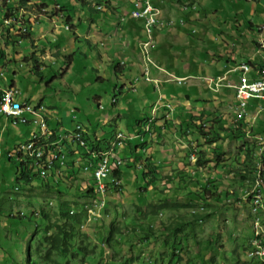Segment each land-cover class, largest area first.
Masks as SVG:
<instances>
[{
    "label": "rangeland",
    "instance_id": "obj_1",
    "mask_svg": "<svg viewBox=\"0 0 264 264\" xmlns=\"http://www.w3.org/2000/svg\"><path fill=\"white\" fill-rule=\"evenodd\" d=\"M62 1L65 0H58L60 4ZM86 1L89 5H83L81 0H66L69 3L68 13L73 19L72 24L76 27L77 35L83 34L81 29H86L90 20L100 22L109 20L110 23H114V25H109L110 27L121 25L116 14H107L90 8L92 4L104 6L107 0ZM192 1L196 8L192 11L191 17L195 19L187 22L191 25H185L183 30L187 33L194 28L196 32L191 37L176 30L160 33L162 30L164 32L171 30L170 27L157 30L155 36L156 34L163 35L164 38L166 37V41H169H160L164 47L162 58L176 59L180 62L191 59L192 62L198 64L200 75L204 76L206 75L205 70L220 69L221 65L226 64L229 57L234 56L238 60L237 62L250 58L258 50L253 41L263 39L264 42V7L258 0ZM45 2L52 4L53 0H45ZM112 8L111 6L107 12L112 11ZM2 10L0 3V20L3 16ZM195 12L196 14H194ZM250 21H253V28L249 25ZM54 24H56L55 30L58 33L56 37L59 38V34L72 37V32L64 27L67 24L65 17L60 15L55 16L53 24L40 18V22L33 25L35 31L32 35L36 36L42 27L47 25L50 27ZM258 26L262 28L261 36L257 30ZM38 27L39 29L36 30ZM229 31L234 35L233 38L225 35L224 32ZM12 40L14 42L10 44L6 56L7 63L0 56V66L9 71L10 74H5L9 79L16 80L14 85H16L19 94L26 98L31 105L35 106L42 102L45 113H49L47 114L49 129L57 127L61 123L60 134H65L68 131L67 124L74 120L83 126L89 137L94 138V132H96L101 144H104V141L110 139L113 131L122 129V123L127 122V119L143 116L144 113L148 117H152L156 112H159L162 104V108L169 109L166 114L178 111L172 108L181 105V98L184 96L187 86L197 87L199 94L194 91L192 95L200 101L198 107L207 110L211 117L219 113L220 116H217H222V120L225 122V116L233 113V102H235L231 98L233 90H222L221 93L211 92L206 88L205 80L200 77L198 79L188 77L183 85L169 82L166 79L168 83L145 82L143 78H140L141 71L135 70L131 62L124 59V66L120 73L122 76L116 77L117 71H114L110 66L108 81L99 84L95 81L102 76L103 68L100 69L99 75L92 69L94 67L93 60L82 59L78 56L69 67L72 73L70 76L64 70L62 64L67 61L61 60L62 56L57 60L52 57L48 62L45 61L47 67L44 68L45 65H42L41 73L40 70L37 72L36 67H33V60L23 63L24 57L31 55L30 46L33 42L27 38L19 39L16 36H13ZM43 41L45 39L41 38L39 44H43ZM185 41H187V45L183 43ZM126 42L127 38L125 37L123 43ZM180 44L186 48H182ZM79 46L81 44L72 40L67 53L75 51L77 55ZM98 47L103 51L102 46L98 45ZM234 47H236L234 53L228 52V50H234ZM166 50L167 52L164 54ZM16 52L18 57L14 56ZM155 53H159L158 47ZM120 59L115 58V61L118 62ZM214 59L216 60L213 62ZM217 59H220L221 64H218ZM99 64L97 62V66ZM174 68L176 67L172 66V69ZM167 69L170 68L167 66ZM180 69L181 66L175 70V75L184 74L187 70L184 66H182V72ZM12 71H15L16 74H12ZM235 74H230L229 79L236 81ZM142 83L148 84L149 89L141 98L140 89L144 88V86H140ZM160 87H165L169 93L176 94L178 97L175 99L169 96L159 97ZM189 90L191 93V88ZM95 94L100 95L101 98L99 108L94 106L93 111L81 109L82 112L76 110L82 103H85L82 107L87 108L86 104L93 102ZM227 95L231 97L224 99L223 97ZM113 97L116 98V102L112 104ZM156 100L157 102H155ZM193 105H195V100L187 106ZM121 107H125L127 110V114L123 117L118 114ZM131 107L132 109H130ZM73 108L75 113L71 112ZM131 111L134 112L132 115ZM256 111H249L247 117L243 115L246 128L238 138L229 136L219 141L220 151L223 153L221 157L222 170H215L214 164L209 163L202 168H197L198 174L194 178L198 180L188 179L185 176L186 179H182L181 183L176 177L173 179L169 177L161 182L154 180L148 183L143 179L141 169L124 161L120 167L122 173L120 184L118 187H113L110 193L111 197L108 196L110 200L106 211L107 217L93 225L82 223L78 228L86 236L85 244H88L89 250H92L86 264H105V261L107 264H252L253 261L246 257V248L253 235L246 203V192L253 185L254 179L241 181L237 173L231 170L238 169L236 164L240 163L247 148H252L254 152L262 150L264 153V142L261 141L260 136H253L251 132H248L249 126L252 124L264 128V111L259 112L255 117L256 120H253V114ZM180 114L182 115V113ZM172 116L174 114L167 118L168 115L162 113L160 117L165 122L169 133L176 129L171 126L175 121ZM227 119H230V116L226 117L227 124H229L230 120ZM258 121L260 123H257ZM24 128L23 124L8 122L4 135L5 146L10 147L13 140H17L21 134H24V130H22ZM212 133H215V130ZM260 135L264 138L263 133ZM181 136L182 134L177 132V135L169 140V143H173L175 138ZM195 136L199 137L197 134ZM190 138L192 144L186 137L183 138L188 141L186 145L183 144V141L181 142L182 147L176 145L175 153L182 154H178L180 156L178 158L183 159L182 168L178 166V163H175L177 164L176 169L165 168L168 165H173V162L171 164L156 162L157 166L164 169V172L165 170L170 171L172 175L182 172V174L190 173L193 176L195 174L193 171L196 170L194 160L187 157L186 151L192 150L195 145L193 140L196 138ZM166 142L168 143V140ZM161 143L163 142L161 141ZM184 147L187 148L182 149ZM240 147L243 148V152H239ZM196 148L199 150L200 146H196ZM201 149H205L210 156L213 154L212 145H202ZM70 157L71 155L68 156V158ZM195 157H197L196 153ZM138 160L140 161V159ZM13 165L14 162L11 165L5 155L1 157L0 264H19L26 256L28 242L32 239L38 241L42 237L41 232L35 236L31 235L34 223L28 222L27 217L18 219L17 216L20 215L21 210L25 212L26 216H29L32 210L44 211L51 220H54L57 218L59 210H76L78 204L85 199L78 190L81 179L77 176L73 179L67 177L59 184H55L51 180L53 186L50 187L42 186L39 178L36 177L30 185H26L27 188L15 189V168ZM110 178H112L111 173L106 181L108 182ZM204 184H210L211 190L215 184L217 186L215 191L219 190L218 192L221 191V194L228 191L232 194L228 197L212 195L208 200L196 197L193 194L194 191L197 192L198 188H201L200 185ZM153 186L156 187L152 189ZM262 188L264 203V183ZM201 196L205 195L201 194ZM163 198L168 199L167 206L155 210V205H152L151 202L155 204ZM91 201L90 199L88 203ZM198 206H204L205 210L197 215L190 214V210L198 209ZM261 211H264L263 204L259 211L260 217L262 216ZM10 214L13 217H9ZM40 216H32L33 221L39 223V226L41 225ZM197 216L202 217L203 221L198 222ZM107 238H109V244ZM5 252L8 255H5Z\"/></svg>",
    "mask_w": 264,
    "mask_h": 264
},
{
    "label": "clouds",
    "instance_id": "obj_2",
    "mask_svg": "<svg viewBox=\"0 0 264 264\" xmlns=\"http://www.w3.org/2000/svg\"><path fill=\"white\" fill-rule=\"evenodd\" d=\"M38 1H39V3H37ZM107 1H109V0H107ZM107 1L105 2L104 6L101 4H92V5H90V8L92 10L107 12V10L110 8V1H109V3H107ZM148 1H149V5L153 8V10L158 12L156 15L157 21L151 25V27L149 28V31L147 30L148 27L145 26L146 20L143 17H133L132 16L133 10H135V9L141 10L145 7L146 4H145L144 0H134L132 2V8L127 13H124L122 16L119 17L120 22H123L127 15L134 20H140L142 22L143 35L141 38H143V39L138 40V52H139V55L141 57L140 62L143 63L144 67L141 70L140 77H142L144 80L150 81L154 84L159 83V79L157 80V79H154L153 77L150 76V66H151V68H155L156 70L162 72L165 75L164 81L167 80V81L172 82V83L183 85V84H185V80L188 77H192V76H188V75L187 76H178V75H174L172 73H169L167 71H164V68L159 66L157 60L155 58H153V52L155 50L153 52H152V50L155 46V42H156L155 33L157 30L164 29L166 27H170L171 29L180 27V29L182 31H184L183 29H184L185 25H187L189 23H187V21H185V19H183L182 16H176V17L168 16V17H166L164 15L161 7H159L158 5H155L153 3V0H148ZM28 2H29V4H32V5H28ZM81 3L83 5H89L87 3V1H84V2L81 1ZM1 5L3 8V10H2L3 16H2V19L0 20V42L4 45L5 49H9L11 46L10 44L12 42H14L12 40L13 36L18 37L19 39L27 38V39L31 40L33 42L31 44V46H32L35 42L34 39H31L33 31H35V28H33V25L38 24L40 22V18L50 19L52 21L51 23L53 24L55 22V16H58V15L63 16V17H65V20L67 22V24H65V26H64L65 29H67V30L71 29L70 21H68V17L66 19V15L64 14V12H66L67 9L66 8L63 9L62 4H60L58 2V0H53L52 4L50 3L51 6L48 4V2H45V0H27V1L24 0L22 2H20V0H1ZM103 7H105L106 9H104ZM178 7L180 10L184 9V10L188 11V13H192V11L196 8V5L193 4L192 0H184L183 2H181L180 5H178ZM66 13H68V12H66ZM194 14H196V12ZM10 15L18 16V18L21 19L25 23L26 31H24V32H13L12 30H10L9 26H7L4 23V19L9 17ZM191 19H192V17H191ZM39 27L36 30H38ZM53 27L56 28V24H54ZM194 32H196V30L194 28H192L191 29L192 36H193ZM148 35H150L151 40H150V44L148 46V53L146 55L142 51V44L145 42ZM41 38H44V37L41 36ZM45 41H46V39H45ZM256 45L260 46V44L257 41H256ZM31 46H30V48H31ZM155 49H156V47H155ZM258 49L260 50L261 48L258 47ZM240 62H247L251 66V63L249 61L242 60ZM6 63H7V61H6ZM23 63H26V62L23 60ZM238 64H236L233 68H235ZM19 65L21 66V64H19ZM42 65L43 64L38 65L35 62L33 63V67H36V69L38 70L37 72H39V70H40L41 73H42V69H41ZM119 65H120V67L124 66V60H121ZM261 66L257 69V72L261 68ZM46 67L47 66L45 65L44 68H46ZM233 68H231L227 72H224L221 75L203 76V77H200V79L205 80V86L211 92L213 91V92L219 93L221 88H223V87L231 88L233 90V98H234V89L232 87L226 86L227 83L231 84V82L227 81V74L229 72H239V71H232ZM252 70H253V67L251 66V71ZM251 71L248 73V76L250 78H254V77L250 76ZM8 72H9L8 70H6V69H4V67L0 66V90L9 89V88L16 90L15 99L19 100L20 103L23 105L26 103V104L30 105L33 109L38 110L37 111L38 115H33V114L28 113V112H23L20 116H15V115L6 114L5 112L0 111V160H1V157L3 155H5L6 160L8 162H10L11 165H12V162L28 161L29 162L28 167H30V170L32 169L33 173L36 172V175L38 176L41 185H43V182H46V181L47 182L49 181L51 184V180L53 181V183H57L58 180L63 181V180L59 179V176L60 175L63 176L64 172L67 170H69V172H70V170L75 169L76 170L75 174H74L75 177L77 176L79 178H84L88 182L91 181V183H89L88 187H90V192L92 191V193L89 196H83L85 199L83 201H81L82 208L80 206V208H81L80 211H78L77 209L76 210L71 209V210H69V213L71 215H73L77 212L82 213V218H81L80 223L78 224V228H80L82 223L93 225L96 222L102 221L103 219H105V217H107L106 211H107L109 200H110V198L108 199V196H110L112 188L118 187V185L120 184V177L122 174L121 170H120L121 165L123 164L124 161L129 162L130 164L139 163V162L131 161L128 158V156L125 154L126 152H124L123 150L125 149L126 146H128V148H129V142L130 143L134 142V141H132V139L139 141L138 144H141L142 142H144V137H145L144 133L148 132L150 130V123L146 122L145 125L143 126V128H141L142 131L140 133L137 132L135 134L126 133L125 129L123 127L124 124H122V129H118V130L113 131L112 135L110 136V139H107L106 141H104V144H101L100 139L98 138L96 132H94V138L89 137L87 135L85 129L83 128V126L74 120H71V128H69L65 134H60L59 131L61 130V123L58 124L57 127H54V128L49 129L47 127L48 126L47 125V122H48L47 114H49V113L48 112H47V114L45 113V107H43L42 102H39L35 106L31 105V103L27 99L20 98V94L16 88V85H13L12 83H6V85H4L5 82H7V80H8V76L5 73H8ZM240 73L241 72H239L237 75V80H238V76ZM222 76H224V80L222 81V83H223L222 86H220L216 90L210 89L208 87L207 80L205 79L206 77H212V78L216 79L217 77H222ZM178 78H182V80L180 82H178L177 81ZM192 78H194V76ZM197 78H199V77H197ZM237 80H236V82H237ZM236 82H233V83H236ZM130 85H132V83H130ZM0 93H1V91H0ZM234 100H235V98H234ZM252 100H254V99H252ZM114 101H115V97L112 98V104L114 103ZM258 102L259 101L256 100L255 105ZM234 103L235 102H233V104ZM255 105L250 106V101H249V110L253 111V108L255 107ZM40 107H41V109H39ZM72 111H74V110H72ZM72 113H75V112H72ZM40 117H42L44 120V128L39 127ZM152 117H150V118L152 119ZM2 118H4L3 121H2ZM72 118H74V117L72 116ZM22 119H24V121H22ZM34 120H37V123H35ZM254 120H256V119H254ZM8 122H11L12 124H23L25 126V128L26 127L29 128V131H24V134H21L17 140H13L14 142L12 141L10 147H6L5 142H4V135L6 133L5 127H6ZM257 123H260V122L258 121ZM77 125L80 127V129H75V127ZM252 125H250V126H252ZM24 129H22V130H24ZM75 130L80 131L81 139L84 141V146L80 148V150H81L80 154H79V150L77 149V144L79 142L74 141V140L71 141L72 134L75 132ZM119 132H122V134L124 136L123 145L119 148H112V150L109 151L111 149L112 142L115 141V136ZM257 136L262 137L261 135H257ZM262 140L261 141L264 142L263 137H262ZM28 144H31L33 149H43L46 147L53 148L55 145H56L55 146L56 148H58V147L67 148L68 152L66 153L64 164L60 165L59 163H55L53 165V168L50 169L51 174L44 177L40 172L41 157L37 156L36 154H30L29 151L24 150V147H26ZM134 144H136V143H134ZM185 148H187V147H184L182 149H185ZM98 151H103V152L107 151L110 153V156H111V165H110L109 173H108L107 177L103 179L104 183L106 184V188H107L105 205L101 211V217H97V218H94V219L87 221L84 206L86 203L89 202V200L92 197L95 196L94 178H93V176L90 175L89 172H86V173L83 172L81 170V168H82L83 164H85L87 162L84 159V156H86V157L88 156L87 158L92 160L91 154L93 152H98ZM261 151L262 150H260L259 152L261 153ZM186 153H187V157H190V155H191L190 153L194 154L193 160L195 162V160H196L195 153L193 151H190V152L186 151ZM69 155H71L70 158H68ZM71 158L74 159V165L72 166V168H69L67 162ZM257 164H258V162H257ZM260 165H261V163H260ZM261 168H262V166H261ZM117 170L120 171L119 174H117L115 172ZM256 172H257V166H256ZM110 173L112 175V178H110L109 181L107 182L106 180H107ZM262 173H263V168L261 170L262 182L260 184V190H261V194H262V203H263L262 185L264 183V179H263ZM68 174H70V173L65 174V176H68ZM255 178H256V173H255ZM255 178H254V182H255ZM63 179H65V178H63ZM90 184H92V185H90ZM252 186H251V188H252ZM14 188L17 189L16 186H14ZM250 189H248V190H250ZM246 197H247L246 203H247L248 209H249L248 215L250 216L249 219L251 221L252 230H253V235L249 239L248 247L246 248V257L253 261L252 264H262V262L264 261L263 258H259L258 256H255V255H250V252H252V250H253L252 240L254 237V229H253V215L251 213V203H250L251 195H246ZM166 200H168V199H166ZM49 204H51V202H49ZM263 205H264V203H263ZM201 207H202V209H200ZM204 210H205L204 206H198V209L190 210V214L197 215V214H199V212H202ZM263 212L264 211H261V215H262L261 221H262V225L264 227V216H263L264 213ZM19 214L20 215L17 216L18 219H20L19 216L22 217L21 219H23L24 217H27V221H28V217H29L32 220V223L35 224L36 222L33 221L32 216H37V217L40 216V211L36 212V211L32 210V211H30L29 216H26V215H24L25 212H23L21 210L19 212ZM9 217H13V215L10 214ZM197 218H198L197 219L198 222L203 221L202 217L197 216ZM33 229H34V227H33ZM5 255H8V254L5 252ZM105 264H107L106 261H105Z\"/></svg>",
    "mask_w": 264,
    "mask_h": 264
},
{
    "label": "crops",
    "instance_id": "obj_3",
    "mask_svg": "<svg viewBox=\"0 0 264 264\" xmlns=\"http://www.w3.org/2000/svg\"><path fill=\"white\" fill-rule=\"evenodd\" d=\"M81 1H86V0H81ZM110 1V7L112 6V11L110 12H104V13H110V14H116L118 17L122 16L124 13H127L131 8H132V2L134 0H109ZM184 0H153V3L155 5H158L159 7H161L164 15L166 17L168 16H182L181 11L178 7V5L181 4V2H183ZM201 1V0H200ZM204 1V0H202ZM248 1H255V0H248ZM258 2L260 4H262V6L264 7V0H258ZM1 3V0H0ZM50 5V3H48ZM62 6L63 9L66 8L68 12L69 10V3L66 1H62ZM28 5H32L29 4ZM51 6V5H50ZM50 8V7H49ZM199 8V7H198ZM201 10V9H200ZM64 12V14L66 15V19L68 17V21H70L71 24V29L70 31L72 32V37H67L65 35H61L59 34V38L56 37L58 35V33L56 32V28H54L52 25L50 27H48V25L46 27H42L41 31H39V34L36 36L31 37V39H34L35 42L34 44L31 46V55L29 54L27 57L25 56L23 60H25L26 63L31 62V60H33L36 64L40 65H46L45 61L48 62L50 60V58L55 57L56 60L62 56L63 58L61 60H66L67 62L62 64L63 67L65 68V72L69 74V76L72 74L69 70V67L72 65V63L75 61V58H77V56L79 58L82 59H91L94 62V67L92 68L95 72H98L100 75V69L103 68L102 76L98 77V79L95 81L96 83L102 84L104 82L108 81V73H109V69L111 65H118L117 66V75L118 78L120 76H122L121 70L123 69V66L120 67L118 62H115V58H121L119 61L121 60H128L129 62H131V64L135 67V70H137L138 72L142 70V68L144 67L143 63L140 62V55L138 52V40L139 38L142 37L143 32H142V22L140 20H134L132 18H130L128 15L126 16L125 20L123 22H121L120 26H114V27H110L109 25H114V23H110L109 20H107L106 22H100V21H95V20H90L88 22L87 28L86 29H81L83 30V34L77 35V30L75 25L72 24V18L71 16H69L68 13ZM191 15L192 13H189V18L191 20ZM103 18V17H102ZM47 21L52 22L50 19H45ZM225 24H227L225 22ZM250 24L252 25L251 28L254 27L253 21H250ZM189 25H191V23H189ZM172 30H176L177 32H183L180 27H177L175 29H171V30H166V32H164L163 30L160 31V33H167L169 31ZM257 30L259 31V35L261 36L262 34V28H259V26L257 27ZM185 33V32H184ZM225 35H228L230 37L233 38V34L229 31V32H224ZM188 34V33H187ZM41 36H43L46 41H43V44H39L40 40H41ZM125 37L127 38V42L124 44L123 43V39H125ZM157 38L156 42H155V46L152 50V52L155 50H157V47L159 48V53L156 54L155 51L153 52V58H155L158 62V65L161 66L162 68H164V71H167L169 73H172L175 75V70L178 69L179 66H181L180 72H182V66L186 67V71L184 72V74H179L178 76H194V78L198 79L197 77H203L200 75L199 71V67L198 64L196 62H192L191 59H186V61L180 62L179 60L176 61V59H166L165 57L162 58V54H163V43H161L160 41H164V42H169L166 41V37L164 38L163 35H157L155 36ZM129 38V39H128ZM262 38V37H260ZM264 38V37H263ZM72 40L74 42H78V44H81V46H79V48L77 49V55L76 52H68V46L72 43ZM218 40V39H217ZM235 40V39H233ZM256 42V41H255ZM260 46L256 45L257 47H260L261 49L256 50V52L254 53L253 56H251L248 59H245L244 61H249L251 63V66L253 67V70L250 73L251 77H257V69L264 63V42L263 39H259V41H257ZM83 43H85V45H83ZM184 44L187 45V41L183 42ZM83 45V46H82ZM98 45L102 46L104 49L103 51L100 50V48L98 47ZM182 46V48H186L184 47L182 44H180ZM156 47V49H155ZM235 49L230 51L228 50V52H230L231 54L234 53V51L236 50V47H234ZM0 50L3 52V54L0 56L2 58H4L5 62L7 61L6 56L8 55V49H5L4 45L0 42ZM91 54H90V52ZM167 52L164 51V54ZM88 53V54H87ZM94 54V55H93ZM16 57H18V53L16 52L15 55ZM232 56V55H231ZM93 57H95V59H93ZM161 59H164L166 61H162ZM160 60V62H159ZM216 59L213 60V62ZM218 60V64H221L219 62L220 59ZM172 61V62H171ZM226 64L221 65L220 69H214L212 71H206L205 73L206 75L204 76H209V75H221L224 72L229 71L231 68H233L236 64H238L239 62H237L238 60H236V58L234 56L229 57L226 60ZM97 62H99L100 64L97 66ZM138 62V63H137ZM167 64H165V63ZM172 69V66L176 67L177 69H172V71H170V69ZM192 66V67H191ZM199 69V70H198ZM211 70V68H210ZM136 71V72H137ZM222 71V72H220ZM204 72V71H203ZM82 74V71L80 72ZM235 74L236 72H229L227 74V81L228 82H236V81H232V79H229L230 74ZM8 74H10L8 72ZM12 74H16L15 71H12ZM236 75V80H237V75ZM150 76L153 77L154 79H159V83L160 82H165L168 83L167 81H164L165 75L156 70L155 68H151L150 66ZM142 78V77H140ZM3 81V80H2ZM145 82H150V81H146ZM4 82V81H3ZM6 83H12L13 85L16 84V80H12L9 79L7 82H5L4 85H6ZM152 83V82H151ZM3 85V86H4ZM140 86H144V88L140 89L141 92V98L143 97V94L149 89L148 84H141ZM189 88H191V93ZM227 89H231V88H226L223 87L221 88L220 92L222 90H227ZM160 94L159 97H172V98H177L178 95L176 94H172L169 93V91L167 89H165V87H160ZM164 90V92H163ZM196 91L197 94H199V90L197 89L196 86H191L188 87L186 91L184 92V96L181 98V105L177 106L176 108L173 107L172 109L178 110L176 112H171L169 114H166V112L169 111V109L163 107L162 105L159 109V112H156L153 116L155 117V122L152 123L150 125V131L145 133V137H144V141H146V151H148L150 153V156L152 157V159L157 162V163H172L173 165H168L167 169H176V165L175 163H178L179 167L181 166L182 168V162L183 159L178 158L180 157L179 155H182L181 153L177 152L178 154H176L175 152L176 150V145H178L179 147L183 146V144H187L188 141H186V139L184 140L183 137L181 136L180 138L178 137L177 139L175 138L173 140V143H169V140L173 139L175 135H177V132H179V130H177L178 128H180L182 130V128L184 127V125L182 124V121H184V119H186L189 115H191L192 113H199L200 111L204 110V108H199L198 107V102H200L199 100L196 99V97L194 95H192V93ZM122 93V92H121ZM89 96V95H88ZM223 97V96H222ZM231 97L230 95H227L226 97H223L224 99H227ZM20 98L22 99H26L24 97H22L20 95ZM233 98V94L232 97ZM157 99V98H156ZM200 99V98H199ZM234 99V98H233ZM193 100H195V105L193 106H187L189 105V103H192ZM101 101L100 95H94L93 97V102H89L86 104V107H82L83 104L79 105V107L76 108L77 111H81V109L84 110H89V111H93L92 108L97 107L99 108V103ZM116 102V98L114 103ZM157 102V100L155 101ZM256 100H250V106L255 105ZM93 107H92V106ZM185 105V106H184ZM82 107V108H81ZM132 109V107L130 108ZM74 110V108L72 109ZM73 112V111H71ZM82 112V111H81ZM127 110L125 107H121L120 108V112L118 114H120L122 117L124 115H126ZM134 112L131 111L130 114L132 115ZM163 115H168L167 118L170 117L171 114H174V119L175 121L173 122L172 128L175 129L172 133H169V131L167 130L166 126L163 124L162 122L159 120H162L160 117ZM182 113V115L180 114ZM217 113V112H216ZM119 115V116H120ZM143 115H147L146 113H144ZM217 115H220L219 113H217ZM230 116L226 115L225 117ZM158 119V120H156ZM4 120V118H2V121ZM229 120V119H227ZM124 129L125 132L128 134H135V132H137L138 129L140 128V123H138V125H136V122L134 121V119H127V122L125 121L124 123ZM143 126V125H142ZM141 126V127H142ZM67 128H71V123L67 124ZM118 130V129H116ZM24 131H29V128H25ZM180 133V132H179ZM191 136H188V138H190ZM166 139L168 140V143L166 142ZM132 141H134L133 145H139L137 140L132 139ZM161 141L163 143H161ZM183 141V144H181V142ZM14 142V141H13ZM136 143V144H134ZM161 143V144H159ZM180 143V144H179ZM139 149H137L138 152ZM144 150V149H143ZM124 152H128L129 148L128 146L125 147V149L123 150ZM136 151V150H135ZM135 152V155L139 154L141 155L142 150L140 152ZM156 156V158H155ZM157 170L159 171V177L162 176H168V175H172L170 171L161 169L160 167L157 168ZM177 173V172H176ZM175 173V174H176ZM156 186H153V188H155ZM166 198H163L162 200H165ZM161 200V201H162ZM137 203V202H136ZM152 205H154V203L151 202ZM151 205V206H152ZM215 208V207H214ZM238 220V219H237ZM240 222V221H239Z\"/></svg>",
    "mask_w": 264,
    "mask_h": 264
},
{
    "label": "trees",
    "instance_id": "obj_4",
    "mask_svg": "<svg viewBox=\"0 0 264 264\" xmlns=\"http://www.w3.org/2000/svg\"><path fill=\"white\" fill-rule=\"evenodd\" d=\"M22 1L24 0H20V2ZM107 3H109V1H107ZM180 11L182 14V18L185 19V21L189 22L190 18L188 17L189 16L188 11L184 9H181ZM192 19H195V18L192 17ZM249 25L252 26L250 22H249ZM187 33L186 34L188 36H192L191 30L188 31ZM253 42L256 43L255 41ZM0 54L1 55L3 54L1 50H0ZM118 63H120V61H118ZM117 66L118 65H111V68H113L114 71H117ZM115 75L116 77H118L117 72ZM160 83H165V82H160ZM219 116L214 115V117H211V115L209 114L207 110H202L199 113H192L186 119H184V121H182V124L184 125V127L182 128V130H179L180 134H182L183 137L191 136L192 138L193 137L196 138L195 140H198V141L193 140L195 142V145L192 147V150L191 149L189 150L197 154L196 160L194 162V167L196 168L194 172L196 174H194L193 176L190 173L182 174V172H177L174 175L159 177V171L157 170V167H158L157 163L152 159V157L150 156V153L146 151L147 149L146 141L142 142L139 145H132L129 142V151L125 154L128 156V158L131 161L139 162V163H132V165L142 170V177L144 180L148 181V183L154 180H159V182H161L164 179L167 180L169 177H171V179L176 177L178 180H180V183L182 182V179H186V178L195 179L194 177L198 174L197 168H202L203 166L209 163H213L215 166V170L219 171L223 168L221 165V162H222L221 157L223 153H221L220 151L219 141L229 136L238 138L240 134L245 132V128H246L244 118L236 120L234 112L230 114L229 124H227L226 117H225V122H224L222 120L223 117L222 116L219 117ZM154 119H155L154 116L151 119L147 115H143V116L135 117L134 121L136 122V125L140 123L144 126L146 122H149L150 125L154 123L155 122ZM159 121L162 122V125L163 124L165 125L164 121L162 120H159ZM142 125H140V128H143ZM213 130H215V133H212ZM141 131L142 129L137 130V132L139 133ZM248 132H251V135L253 136L255 135L257 136V135H260V133L264 134V128L252 125V126H249ZM195 134H197L199 137L195 136ZM188 140L190 144H192L191 138H189ZM205 144L213 146V154L211 156L206 152L205 149H201V146ZM196 146H200L199 150H197ZM187 147L189 148V145ZM137 149H139L138 152L142 150L141 155L139 154L135 155V152H137ZM239 152H243L242 147H240ZM87 157L84 156V159L88 162L90 159ZM138 159H140V161H138ZM259 162L261 163V165ZM67 163H68L69 168H72V166L74 165V159L71 158L70 160H68ZM28 164H29L28 161L14 162V165H13V167L15 168L14 181L16 182L17 189L27 188L28 186L26 185L28 184L30 185L33 179L38 177L36 175V172L33 173L32 169L30 170V167H28L29 166ZM258 165L260 166L259 176L261 175V170L263 168L262 176L264 179V153L263 151L262 153L256 152V151L254 152L252 148H247V150L244 151V156L240 160V163L238 165L236 164V167H238V169L236 171L235 170H231V171H233L234 173H237L241 181L253 180L255 178V173L258 172ZM256 166H257V172H256ZM75 171H76L75 169L70 170V172L69 170H67L64 172L63 176L62 175L59 176V179L63 180V178H65L64 180H66L67 177L73 179L75 178L74 176ZM115 172L119 174L120 171L117 170ZM67 173H70V174H68V176H65V174ZM80 179L82 181L79 183L78 190H80L83 196H89L92 193V191L90 192V187H88L91 181L88 182L84 178H80ZM195 180H198V179H195ZM60 182L61 181L59 180L57 181L58 184ZM42 186L50 187L51 184L49 181L48 182L46 181V182H43ZM209 186L210 184L200 185L201 188L200 189L198 188V191L197 192L194 191L193 194L196 197L198 198L200 197L204 200H208L209 196H212V195L218 196V197H228L232 194V192H228V191H226L223 194H221V191L220 192L215 191L217 189V186L215 184L213 185L212 190L209 188ZM169 188H170V185H169ZM59 191L61 192V190ZM201 194H204L205 196L202 197ZM167 203L168 201L166 199L162 201L159 200L158 203L154 204L155 210L156 208L158 209V208H163L165 205L167 206ZM80 206H81V202L78 204V208H77L78 211H80L82 208V206L81 208ZM173 206L176 207L177 205H173ZM69 210L70 209L59 210L58 216L54 220H51L49 215L46 212L44 211L40 212L41 213L40 214L41 215L40 216L41 225L39 226V223H35L34 230L31 233V235L35 236L37 233L41 232L42 237L38 241H33L32 239V241L28 242L27 244L28 247L26 248V256L22 260V262L20 261L21 263L23 264H86L88 255L92 253V250H89L88 244H85L84 242L86 239V236L82 232H80L78 229V224L81 221L82 213L77 212L71 215L69 213ZM152 213L157 214L155 212H152ZM19 218L21 219L22 217L19 216ZM28 221L31 222L32 220L28 217ZM107 243L109 244V238H107ZM20 262L19 264H21Z\"/></svg>",
    "mask_w": 264,
    "mask_h": 264
},
{
    "label": "built area",
    "instance_id": "obj_5",
    "mask_svg": "<svg viewBox=\"0 0 264 264\" xmlns=\"http://www.w3.org/2000/svg\"><path fill=\"white\" fill-rule=\"evenodd\" d=\"M145 7L141 10L135 9L132 11L133 17H143L146 20V24H153L156 20L157 11L153 10V8L149 5L148 0H144ZM11 17V15H10ZM23 22V21H21ZM150 35L146 38L145 42L142 44V51L148 52V46L150 44ZM232 71H239L241 72L238 76V80L236 83H227L226 86L232 87L234 89V98L235 100L242 101V109H235L233 108V112L235 114L236 120H239V115H249V101L254 99L259 101L253 111L257 110L256 113L253 114V120L256 119V115L264 111V63L261 68L258 70L257 77L250 78L248 73L251 71V66L248 64V69H239V64L232 69ZM207 85L210 89L216 90L220 86L223 85L222 81L224 80V76L217 77L216 79L212 77H206ZM182 78H178L177 81L180 82ZM0 96H6V104L3 109L0 111L5 112L6 114H12L15 116H20L23 112H28L32 114V107L28 104H21L19 100L15 99L16 90L14 89H3L0 90ZM41 109V108H40ZM24 121V119H22ZM37 123V120H34ZM39 127L44 128V120L40 117L39 120ZM117 135L124 137L122 132L117 133ZM121 147L120 144L118 148ZM24 150H33L32 146L29 145L24 147ZM63 151L61 150H53V151H46L45 148L41 149L40 151H36L41 157V164H40V172L42 175H50V172H43V164H49V159L55 153ZM111 161L107 164H100L98 162V158L95 159L94 163H85L83 164L81 170L83 172H89L91 176L94 178V192L95 198L97 199V206L91 210H87V213H92V219L100 217V211L103 209L105 205V198H106V184L104 183L103 179L107 177L109 170H110ZM261 184V180H260ZM260 189V187L258 188ZM256 204V203H254ZM258 222L253 223L254 234H259L258 232ZM250 255L258 256L259 258L264 259V248H263V240L259 236V243L256 246H253L252 252Z\"/></svg>",
    "mask_w": 264,
    "mask_h": 264
},
{
    "label": "bare ground",
    "instance_id": "obj_6",
    "mask_svg": "<svg viewBox=\"0 0 264 264\" xmlns=\"http://www.w3.org/2000/svg\"><path fill=\"white\" fill-rule=\"evenodd\" d=\"M21 21L22 20L19 19L18 16H16V15H11V17L9 16V17L4 19V23L7 26H9L10 30H12L13 32H24V31H26V25L24 22H21ZM145 26L148 27L147 30L149 31L151 24H145ZM16 27L18 28L17 30L15 29ZM147 53L148 52H145L146 55H147ZM239 69H248V63L247 62H240L239 63ZM5 104H6V96H0V109H3ZM233 108L242 109V101L235 100V103L233 104ZM37 111L38 110H35L32 108V114L33 115H38ZM245 116L239 115V119H242ZM75 129H80V127L77 125L75 127ZM123 138L124 137H121V139H120V136L116 135L115 141L112 142L111 149L109 151H111L112 148H118L119 144H120V146H122L124 143ZM259 138L262 140V137H259ZM73 140L79 142L77 144V149L79 150V154H80V152H81L80 148L84 146V141L81 139V133L79 130L78 131L75 130V132L72 134L71 141H73ZM29 145H31V144H28L27 146H29ZM55 146L53 148L46 147L45 150L46 151H53V150L63 149V151H59V152L55 153L54 155H52V157L49 159V164H43V172H51L50 169L53 168V165L55 163H59L60 165L64 164V160L66 157V153L68 152V149L67 148H60V147L56 148ZM40 150L41 149H33V150H25V151H29L30 154H36L37 156L40 157V155L36 152V151H40ZM190 154H191L190 157L192 159H194V154H192V153H190ZM91 156H92V160H89L86 163H94L96 158H98V162L100 164H107L109 161H111L110 153L107 151L93 152L91 154ZM259 174H260V166L258 165V172L256 173L257 176L255 179V182H254L252 188L250 190H247L246 195H251L250 203H251V213L253 215V223H257V221H259L258 222L259 234H254V237L252 240V246H256V244L259 243V236H260L263 240V248H264V227H263L262 221H261L262 216L261 217L259 216V211H260V208L263 204L262 203L261 190L258 189L260 187V180L262 182L261 175L259 176ZM43 176L45 177L47 175H43ZM91 200L92 201L90 203H86L84 206L87 221L92 219V213H87V210H91L97 206V199L95 197H92ZM254 203H256V204H254ZM263 207H264V205H263ZM200 209H202V207ZM101 211H100V217H101ZM262 264H264V261L262 262Z\"/></svg>",
    "mask_w": 264,
    "mask_h": 264
}]
</instances>
